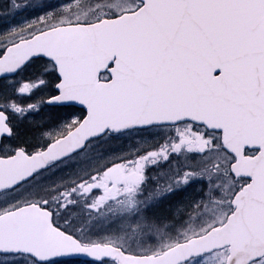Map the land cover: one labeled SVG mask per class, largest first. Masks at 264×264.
<instances>
[{
    "label": "snow or ice",
    "instance_id": "obj_1",
    "mask_svg": "<svg viewBox=\"0 0 264 264\" xmlns=\"http://www.w3.org/2000/svg\"><path fill=\"white\" fill-rule=\"evenodd\" d=\"M0 264H264V0H0Z\"/></svg>",
    "mask_w": 264,
    "mask_h": 264
}]
</instances>
